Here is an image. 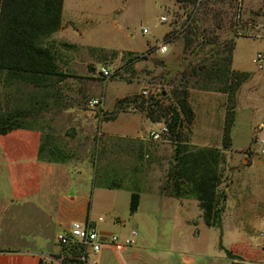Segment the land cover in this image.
Listing matches in <instances>:
<instances>
[{
	"label": "rangeland",
	"instance_id": "obj_1",
	"mask_svg": "<svg viewBox=\"0 0 264 264\" xmlns=\"http://www.w3.org/2000/svg\"><path fill=\"white\" fill-rule=\"evenodd\" d=\"M61 15V29L40 46L69 77L48 78L35 89L0 73V111L23 113L15 123L40 131L41 158L90 170L96 184L158 194L173 164V143L167 132L158 140L148 134L165 126L170 114L151 122L136 104L152 98L162 108L176 107L174 93L184 91L193 119L176 128L179 141L221 155L216 192L225 196L217 205L223 206L220 221L224 209L227 213L224 237L221 227L202 225L192 198L176 199L189 202L173 209L156 199V211L150 212L154 227L143 219L150 210L147 203L133 218L119 203L112 214L121 221L112 220L111 226L108 217V226L98 230L118 236L140 232L139 245L154 259L173 246L211 257V264H224L219 260L224 255L238 259L221 250L242 238L261 253L264 264V154L259 152L264 141V0H197L193 6L174 0H63ZM159 46H165L163 53ZM256 54L262 57L260 69L251 63ZM100 68L110 76H99ZM240 72L248 77L234 92L230 146L223 149L222 90ZM94 99L100 106H89ZM195 227L197 237L192 236Z\"/></svg>",
	"mask_w": 264,
	"mask_h": 264
},
{
	"label": "crops",
	"instance_id": "obj_2",
	"mask_svg": "<svg viewBox=\"0 0 264 264\" xmlns=\"http://www.w3.org/2000/svg\"><path fill=\"white\" fill-rule=\"evenodd\" d=\"M61 27L60 24L59 29ZM40 141L41 133L34 128H15L0 136V264H39L42 256L59 254L60 249L55 245L54 237L57 233L67 231L72 222L90 221L98 230L101 225L108 226L105 220L109 217L112 226L114 220L121 221L117 214H112L119 209V203L128 214L130 190L93 187L90 170L82 168L75 171L63 164L42 160L39 158ZM138 195L137 210L130 217L141 214L143 204L147 203L150 210L145 211L143 219L153 227L154 214L150 212L156 211V199L164 200L168 209L175 208L181 202L187 206L189 202H180L159 192L148 195L139 192ZM226 216L224 209L222 238ZM195 230L192 236L197 237L196 227ZM98 231L110 234L108 230ZM137 236L136 246L121 253L104 247L90 258L89 264H211V257L185 254L173 246L162 251V257L154 259L146 255L145 248L139 245L143 244V241L140 242V232ZM177 236L181 237L182 234L177 232ZM180 248L177 246L176 249ZM221 251L238 258L220 257L219 260L224 259L226 264H260L262 261L261 253L257 249H250L242 238L239 243L232 242Z\"/></svg>",
	"mask_w": 264,
	"mask_h": 264
},
{
	"label": "trees",
	"instance_id": "obj_3",
	"mask_svg": "<svg viewBox=\"0 0 264 264\" xmlns=\"http://www.w3.org/2000/svg\"><path fill=\"white\" fill-rule=\"evenodd\" d=\"M178 4L193 6L197 0H174ZM63 0H0V73L14 82L28 84L37 89L42 81L55 78L56 82L68 78L65 73L57 70L52 54L40 46L42 39L56 33L61 24ZM210 71V69H209ZM205 75H208V72ZM234 74V73H233ZM248 77L247 73H235L227 89L226 110L223 118L221 147L230 146V129L234 121V92ZM208 76L206 79H209ZM41 87V86H40ZM176 107H160L158 101L149 98L136 104L146 119L155 121L169 115V121H164L170 141L173 143V164L167 171L166 182L159 193L174 199L192 198L201 212L204 226L219 229L223 206L217 208L218 202L223 203L225 196H218L216 188L221 175L219 165L221 155L214 148H194L179 141L176 128L182 120L190 124L193 113L187 103L186 93H174ZM146 103V104H144ZM37 103L33 102L32 106ZM155 107V110L152 109ZM134 108V109H136ZM157 108V109H156ZM165 112V115L161 113ZM157 113L156 117H153ZM23 113L12 114L0 111V136L15 128H29L16 124L15 120ZM39 148V158L40 156ZM46 162L55 161L45 159ZM93 187L104 189H119L116 185L96 184ZM139 195L131 191L128 201V215H133L138 206ZM78 264V263H71ZM237 264V263H233Z\"/></svg>",
	"mask_w": 264,
	"mask_h": 264
},
{
	"label": "built area",
	"instance_id": "obj_4",
	"mask_svg": "<svg viewBox=\"0 0 264 264\" xmlns=\"http://www.w3.org/2000/svg\"><path fill=\"white\" fill-rule=\"evenodd\" d=\"M163 22L164 18H160ZM147 30L142 29L141 34H146ZM158 51L163 53L165 46H159ZM251 63L258 69L262 66V57L256 54ZM98 75L109 77L110 73L104 68L98 70ZM144 98H148L146 92H141ZM90 107L100 106L97 99L89 102ZM165 126L158 131H151L148 136L151 140H158L161 135L166 134ZM261 154H264V141H259ZM137 233L134 229L129 230L123 236L114 234L100 233L90 221L72 222L67 231L57 233L54 237L55 244L60 252L54 256H42L39 264H89L91 257L97 255L104 247H109L116 253H121L126 249L132 248L135 244ZM264 238V233L260 234ZM263 264V263H260Z\"/></svg>",
	"mask_w": 264,
	"mask_h": 264
},
{
	"label": "water",
	"instance_id": "obj_5",
	"mask_svg": "<svg viewBox=\"0 0 264 264\" xmlns=\"http://www.w3.org/2000/svg\"><path fill=\"white\" fill-rule=\"evenodd\" d=\"M126 103V102H125Z\"/></svg>",
	"mask_w": 264,
	"mask_h": 264
}]
</instances>
